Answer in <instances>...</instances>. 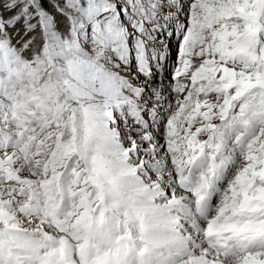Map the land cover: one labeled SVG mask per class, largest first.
Wrapping results in <instances>:
<instances>
[{"label":"rangeland","instance_id":"1","mask_svg":"<svg viewBox=\"0 0 264 264\" xmlns=\"http://www.w3.org/2000/svg\"><path fill=\"white\" fill-rule=\"evenodd\" d=\"M48 6L46 13L34 0H0V264H170L162 251L148 249V239L133 237L148 205L123 202L120 179L127 187L138 182L122 176L137 168L141 176L153 169L147 186L167 177L140 152L148 151L143 140L155 130L172 134L178 126L181 157L168 165L176 174L144 201L159 195L163 205L192 201L204 233L216 224L226 206L207 207L216 198L209 180L241 190L238 164L264 148L258 121L238 132L231 126L257 112L249 111L259 98L252 88L264 86V0H48ZM155 84L158 99L148 94ZM168 94L170 110L157 105ZM220 139L237 149L215 157ZM183 147L192 152L185 156ZM113 148L121 158L110 154ZM212 161L235 164L220 181ZM200 171L207 194L191 185ZM247 173L250 195L263 199L264 159ZM176 184L184 188L179 193ZM138 190L131 185L127 192Z\"/></svg>","mask_w":264,"mask_h":264},{"label":"bare ground","instance_id":"2","mask_svg":"<svg viewBox=\"0 0 264 264\" xmlns=\"http://www.w3.org/2000/svg\"><path fill=\"white\" fill-rule=\"evenodd\" d=\"M149 87L150 88L148 90V94L150 95V97L155 98L157 96V99L160 98L158 97V93L160 92L159 84L150 85ZM261 88H264L263 84L252 88V90L258 92V96L262 100H259L258 98V105L251 108L249 111H252L255 108L257 109V112L255 114L245 113L243 114L245 115V117L239 115V119L236 118L235 122L233 121L234 123L231 125L234 131L238 132L242 125H248L253 119L254 121H258L255 124H260L261 129L264 130V89ZM161 97V103L157 105H164L163 108L167 110V108H169L170 106V95H161ZM166 114H170V112L167 111ZM177 129L178 126L173 125L172 134L165 133L164 135H162L164 131L161 134L160 132L155 130L156 132H154L152 137L147 139L148 141L145 139L143 140L145 143H149L148 151L141 150L140 152L142 158L146 159L147 157V165H150L149 161H155L156 168L162 169L161 171L165 172L167 174V177L162 175L158 182H156L155 184H149V186H147V180L152 175L153 169H148L145 173H143V176H141L138 175V173L140 172L139 168L135 170H130V168H128L130 171H125L122 176L130 177V179L138 178L139 181L131 182L127 187V182L123 181L122 179H120L121 181L119 180L123 185V202L129 203V201L131 200H136L138 206L148 205L142 206L141 208L139 207L141 210V212H139V215L144 222L142 223L141 221H139L137 223V235H134L133 237H135L137 241H144L143 237L148 239V241H146L147 244L145 243V245L148 246V249L154 251H162L166 257L171 258L169 262L170 264H178L179 261L184 257V264H264V197H262L263 199H259L250 195L253 192V188H250V173H247L249 168L255 166L257 167L258 164H261L264 159V148H260L253 155L250 160L251 163H246V160H242V164H238V167H240V169L237 170L236 174H238L241 190L234 189L233 186V189L224 187L221 189L220 185L214 183L213 180H209V184H214V193L216 194V198L213 199V202L211 204L209 203L211 206L207 204V207L210 210L212 208V205H214L215 203H220L222 206L226 207L221 211V213L215 218L214 222L212 223H216L219 226L217 227L216 224L212 225L205 231V233L202 230L203 227L200 223L201 219L199 216H197V210H195L196 204L192 201H174L173 203H170L168 205H163L165 203V201H163L165 196L161 195L152 197V199L148 201V203L144 201L146 193L148 195L154 196V193L160 191L162 189V186L164 189V187H166L165 182L171 180L176 174L175 169L170 170L168 168V165L171 164L174 158L177 159V157H181L180 155H178V149L182 145V143L180 139V133L179 131H177ZM169 137H173L171 143L169 142ZM132 138L134 140V144L137 143L138 147L142 145L140 144L141 142L138 141L139 139L137 138V136H132ZM149 140H151L152 142ZM170 144L172 146H170ZM231 146H226L224 141H222L220 143L219 149H215V153L213 155L215 157H218L221 154L228 155L230 152H234L237 149ZM183 148L185 149V156L187 155V153L192 152V149H189L187 147ZM201 148L202 147H200L199 149L195 148L196 156H199ZM238 148H240V146H238ZM109 151L113 157L117 159L121 158L122 152L120 149L113 148ZM117 159L113 160H115L116 162H121ZM126 162L129 163V161ZM191 162L192 159L188 161L187 166H189ZM214 162L215 161H212L210 165L216 172V174H214L215 178H218V180L220 181H223L224 177L226 176V171L229 168L233 167V165L235 164H223L222 161L221 163H218L216 161L217 163L214 164ZM207 164L209 165V163ZM245 165L247 167L244 169L243 167H245ZM201 173V171L196 173L197 181H193L191 185H194L196 187L202 186V188H204L202 190H205L207 194L208 192L206 191V189L208 183L207 186H204L205 183L201 179ZM214 175L212 174V176ZM229 178L230 176L227 178V180ZM256 179L257 176H253V178L250 180L256 183ZM123 183L125 184V186ZM232 183L233 182H231L230 184ZM131 185H133V187L139 188L137 194L133 192H127V190L131 188ZM170 188H172V190L174 189L173 186H171ZM183 189L184 188L182 185L179 186L178 184H176L175 192L177 191L179 193ZM198 190L196 188L195 193H197ZM263 190L258 189L259 195L264 194ZM116 195L118 194L116 193ZM197 195L195 196L197 197ZM234 207L236 208L235 212H232L228 215L227 213L232 208L234 209ZM225 214L228 215L227 218H224ZM173 217L178 218L180 221H175ZM224 220L226 221L223 223L222 227H220V224ZM245 250L248 252H252L254 259H248V257L244 254ZM145 254L149 255L146 252ZM87 258L92 259V257Z\"/></svg>","mask_w":264,"mask_h":264},{"label":"trees","instance_id":"3","mask_svg":"<svg viewBox=\"0 0 264 264\" xmlns=\"http://www.w3.org/2000/svg\"><path fill=\"white\" fill-rule=\"evenodd\" d=\"M34 5L36 8L40 9V10H44L46 13H49L50 11V6H48V0H34ZM33 14H34V10ZM36 19V16H35Z\"/></svg>","mask_w":264,"mask_h":264},{"label":"water","instance_id":"4","mask_svg":"<svg viewBox=\"0 0 264 264\" xmlns=\"http://www.w3.org/2000/svg\"><path fill=\"white\" fill-rule=\"evenodd\" d=\"M37 14H38V16L40 17L42 27L44 28V25H43V24H44V18H43L42 14H41L39 11H37Z\"/></svg>","mask_w":264,"mask_h":264}]
</instances>
